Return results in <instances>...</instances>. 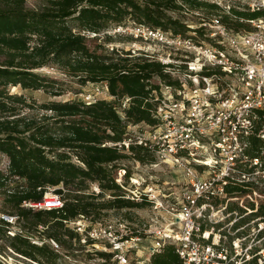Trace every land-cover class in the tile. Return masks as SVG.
Returning a JSON list of instances; mask_svg holds the SVG:
<instances>
[{"label": "trees", "instance_id": "1", "mask_svg": "<svg viewBox=\"0 0 264 264\" xmlns=\"http://www.w3.org/2000/svg\"><path fill=\"white\" fill-rule=\"evenodd\" d=\"M180 2L200 9L202 6L199 5L207 0H42L33 8L27 0L0 1V152L10 161L7 176L0 174V179L4 178L1 187L5 188L11 179L15 181L6 190L5 208L17 210L18 216L25 218L28 224V215L33 208L25 206L24 202L42 201L50 188L62 198L68 190L70 194L64 201V208L38 210L35 214L57 219L60 224L81 214L89 217L98 208L148 205L146 200L135 202L118 194L122 188L110 168L121 169L120 161L129 154L124 151L125 145L120 148L115 143L128 138L130 124L146 122L154 126L157 123L151 115L153 105L147 101L149 93L159 86L152 80L159 77L167 83L173 81L160 61L147 58L144 52L134 55L130 50H109L99 44V39L108 28L126 25L128 20L152 29L185 33L186 23L168 14L169 9H180ZM206 4L210 11L219 9L214 3ZM231 13L237 18L228 14L222 16L235 29L245 25L241 18L254 19L264 15L262 10L232 9ZM52 66L82 86L106 83L114 101L52 100L38 105L51 111L52 115L43 114L40 119L22 115L23 107L35 108L36 104H28L23 94L11 93L10 87L44 90L51 96L62 95L65 88L58 78L37 71ZM125 97L131 100L122 116L119 107ZM251 144L250 155L262 157L264 169L261 154L264 139L254 136ZM127 151L141 162L155 160L140 144H130ZM72 154L82 164L75 163ZM127 172L128 177L130 172ZM91 182H98L102 191L115 192L114 198L95 204L94 200L103 198L104 192L79 193ZM249 184H228L227 191L230 194L242 192L245 191L242 186ZM252 210L250 214L254 219H264V204L256 208L253 203ZM0 234L6 235L2 222ZM263 234L264 230L259 236ZM11 239L10 246L20 254L36 262L43 260L41 256H50V264L59 263V254L47 245L38 246L24 235ZM100 255L107 257L109 253L100 252ZM151 264L184 262L174 246L166 245L153 255Z\"/></svg>", "mask_w": 264, "mask_h": 264}, {"label": "built area", "instance_id": "2", "mask_svg": "<svg viewBox=\"0 0 264 264\" xmlns=\"http://www.w3.org/2000/svg\"><path fill=\"white\" fill-rule=\"evenodd\" d=\"M213 2L237 18L231 13L232 9L237 10L234 5ZM180 4L181 8L188 5ZM262 9L264 0L252 7L251 12ZM222 17L210 15L198 26L185 22L188 26L185 33L137 23L130 30L146 42L155 40L161 45L163 52L145 50L144 55L160 61L173 82L156 77L159 86L149 93L147 101L153 105L151 115L157 123L148 125V136L135 140L128 136L115 145L120 148L125 145L127 151L130 144H140L153 155L155 163L172 165L185 179L180 191H169L143 175H131L127 188V171L120 169L116 181L127 190L124 197L146 200L152 205L154 214L147 223L139 226L125 218L92 220L82 214L64 220L80 234V242L89 248L87 252L95 255L93 259L98 264H151L153 255L166 245L175 247L184 264H264V246L254 249L249 244L244 254V237L236 235L229 240V230L225 233L223 227L216 228V224L235 212L228 211L227 185L248 182L255 171H264L262 158L251 156L249 151L254 136L264 139V15L241 18L250 23L251 29H235ZM116 30L126 32L127 28L119 25ZM204 30L208 32L202 36L210 37L211 42L198 35V31ZM97 88L101 93H110L106 83L98 84ZM88 97L87 103L97 100L91 94ZM130 100V97L122 99V116ZM9 167L8 159L4 167L0 166V174L7 176ZM1 180L4 178L0 179V192ZM24 205L61 210L64 200L55 193L42 201H25ZM159 217L166 225H160ZM0 222L6 227V237L26 236L18 215L0 213ZM253 229L258 230L259 242L264 239V234L259 236L263 225ZM30 240L38 245L45 243ZM48 241L54 248H60L53 238ZM100 252L109 255L101 256ZM19 260L41 264L10 245L0 247V264H18Z\"/></svg>", "mask_w": 264, "mask_h": 264}, {"label": "rangeland", "instance_id": "3", "mask_svg": "<svg viewBox=\"0 0 264 264\" xmlns=\"http://www.w3.org/2000/svg\"><path fill=\"white\" fill-rule=\"evenodd\" d=\"M1 1V0H0ZM216 0H207V2H203V4L199 5L202 8L197 9L192 5H187V7L180 6V9H169L168 14L172 17L181 19L183 22H188L198 26L203 18L208 19L210 15L213 14H228L221 7L216 11H210L206 3H214ZM218 2L230 3L234 5L236 9H240L242 11H252V7H256L259 2L263 0H217ZM42 0H27L29 7L33 8L39 6ZM264 11V9H262ZM223 21L225 20L222 17ZM230 21V20H229ZM225 22V21H224ZM245 25L242 28L251 29L252 26L249 22L244 21ZM135 25L133 20H128L126 25H123L127 28V31H117L116 27H110L100 35L99 44L105 45V47L109 50L113 48L118 50H130L134 55H139L142 52L145 53V50L148 53H151L153 50L158 51L161 48V45L153 40V41H145L143 38L134 35L130 30ZM199 30V29H198ZM204 32H208V30H204L203 32L198 31V35L202 37L206 42H211V38L207 36H202ZM94 35V34H91ZM90 35V36H91ZM161 52H163L160 49ZM41 73L50 75L51 77L58 78L60 83H62L63 88H65V92L62 95L51 96L46 93L44 90H29L22 89L20 86H11V93L15 94H23L27 99L28 104H36L35 108H30L28 106L22 108V115H28L30 117H37L38 119L43 118V114L52 115L51 111H47L42 109L40 106L41 103H47L52 100L56 101H69L70 99H79L83 101H88L89 95H92V99H107L109 101H114V96L110 95V93L103 92L98 90L97 85L95 83H87L85 86L78 84L71 77H67L62 71H60L57 67H44L38 69ZM159 82V78H154L152 83L156 84ZM122 107H119V111H121ZM42 121V120H41ZM39 121V122H41ZM149 124L146 122H141L136 125L130 124L128 127L129 136L134 140L138 136H148L150 128ZM112 144L111 142H109ZM126 154H129V157L122 158L119 163V167L121 169L125 168L130 172L129 176L134 175L139 177V175H143L149 182H154L155 184H159V187L167 188L170 190L180 191L183 187V181L185 179L183 173L177 170L172 165L165 164L163 162L155 161L152 162H141L136 160L129 151H125ZM262 156L264 157V146L262 147ZM0 166L4 167L5 163L9 159L7 155L0 152ZM72 159L77 164H82L78 157L72 154ZM262 158V157H261ZM263 159V158H262ZM140 162V163H139ZM154 164V165H151ZM112 171V175L115 178L120 177V169L118 168H110ZM128 174V172H127ZM127 176V175H126ZM129 176L125 178V184L130 182ZM142 181V179H140ZM247 182V181H246ZM249 185H243L242 187L245 191H236L229 196V209L228 211H235L232 214H229L225 217L224 221L216 224L217 227H223L222 232H231V236H229V240L231 237H235L236 235L244 237L243 242L245 243L242 248V253L247 254V246L251 244L254 249H259L261 246H264V239H261L260 242L257 238L258 230H254L253 228L260 227V225L264 226V219L260 217L254 219L251 216L252 204H255L256 208H259V205L264 204V171L258 170L255 171L254 174L250 175V179L248 180ZM15 184L14 179L9 180L7 182V186L1 189L0 192V213H13L18 215L17 210H12L5 208V201L8 193L6 190ZM121 187V186H120ZM127 188H130V185H127ZM94 192L95 194H101L104 192V197L95 199L94 203L97 204L99 202H104L109 199L114 198V193L111 190L106 189L102 191L98 182H91L88 185L86 190L79 191L82 194H88ZM58 193L53 188L49 189L46 192L45 197L50 194ZM66 196L63 197L64 201H66L68 197V190L65 191ZM59 194V193H58ZM118 194L127 195V190L122 188L121 191H118ZM140 202V201H135ZM148 205L140 208H106V209H95L89 217L92 220L99 219H113V218H125L129 222H133L135 224H143L147 223L151 216L154 214L152 205L147 201ZM38 210L33 208L32 213L28 215V224H26L25 218H20L21 224L24 228L25 235L29 236V238H33L34 240L44 241L45 243L39 245H47L48 248L55 253L59 254L58 264H98L93 258L95 255L88 251V247H86L82 242H80V234L74 230V228L64 222L60 224V221L57 219L52 220L48 218L46 215L41 217L37 216L35 213ZM74 219V218H72ZM69 219V220H72ZM160 225H166V221L159 217ZM209 227V226H208ZM239 228L238 230H236ZM72 232L74 235L72 236ZM51 236L55 241L60 244V248H54L50 241H48ZM0 239L2 240L0 243V247H4V245H11V241L13 239L6 238L0 234ZM241 242V243H243ZM38 245V244H37ZM38 245V246H39ZM242 245V244H241ZM43 260L37 261L41 264H50L51 258L50 256H41ZM33 260V259H32ZM18 264H27L23 260H19ZM30 264H34L32 261Z\"/></svg>", "mask_w": 264, "mask_h": 264}]
</instances>
